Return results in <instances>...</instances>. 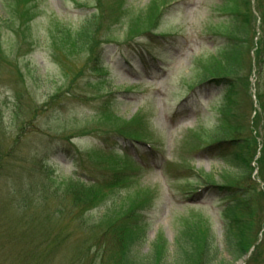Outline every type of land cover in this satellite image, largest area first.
I'll use <instances>...</instances> for the list:
<instances>
[{"label": "rangeland", "instance_id": "obj_1", "mask_svg": "<svg viewBox=\"0 0 264 264\" xmlns=\"http://www.w3.org/2000/svg\"><path fill=\"white\" fill-rule=\"evenodd\" d=\"M242 1L102 0L103 8L94 18L104 26L96 38L99 42L113 39L118 43L102 42L103 53L91 63L90 45H74V38L95 13L97 0H0V148L12 151L5 160L8 167L0 176V264L13 263L17 251L24 246L12 245V234L28 228L24 224L33 209L44 203L43 186L51 185L47 193L56 196L58 185L60 190L64 188L62 181L76 182L85 176L103 179L109 177L111 167L132 169L131 160L143 168L131 171L134 175L130 182L97 192L98 197H104L93 210L83 214L76 211L81 216L73 223L66 217L68 214L62 218L53 215L47 228L52 233L62 229L63 235L69 237L60 242L44 264H82L81 258H74L82 230L101 219L105 221L110 216L108 212H115L117 206L123 211L145 206L140 210L139 225L127 232L140 235L133 247L139 255L148 253L158 238L165 239L172 248L188 223L208 227L217 241L223 239L220 200L205 189L199 177L212 176L218 183L238 186H247L248 182L229 161L227 149L218 152L202 148L199 141L210 142L209 135L223 124L219 112L224 101L221 90L195 84L200 75L207 74L214 60L222 58L224 45L231 41L232 13L241 11L248 20V9L252 8L254 28L258 29L260 21L264 26L255 0H250L249 5ZM259 4L264 12V0ZM156 8L161 9V17L153 27L154 36L138 38L133 47L125 46L122 41L128 31L148 28ZM115 17L117 23L113 22ZM253 32L250 27L249 45L260 34L256 31L253 40ZM261 45L263 62L258 64L252 55L255 46L250 57L244 56V71L250 63L252 66L250 89L237 97L246 116L250 113V99L257 112L261 111L255 126L244 123L240 131L243 137L256 135L259 143L264 140V109H259V103L264 104V40ZM132 50L145 53L140 56L142 63ZM49 99L60 100L47 108L43 102ZM105 110L122 120L139 117L147 124L157 150L152 161L141 158L136 147L120 140L111 144L114 151L129 156L107 161V168L98 148L99 132L95 131L102 127L98 121L108 123ZM251 127L255 130L250 132ZM85 128L93 130L77 136ZM68 134L74 135L70 143L79 149V155L62 139ZM137 148L146 150L144 146ZM102 149L106 152L103 146ZM258 169L257 165L252 174L258 191V203L252 209L263 219L264 163L260 172ZM191 188L195 189L190 192ZM263 231L264 226L257 234L258 241ZM262 253L258 255L260 264H264ZM229 257L223 251L220 259L229 262ZM245 261L239 258L231 264ZM101 262L98 256L96 264Z\"/></svg>", "mask_w": 264, "mask_h": 264}, {"label": "trees", "instance_id": "obj_2", "mask_svg": "<svg viewBox=\"0 0 264 264\" xmlns=\"http://www.w3.org/2000/svg\"><path fill=\"white\" fill-rule=\"evenodd\" d=\"M255 2L262 18H264V12L262 11V6L259 4V0H255ZM242 3L249 5L250 0H243ZM102 8V0H97L95 13L88 18L84 29L82 28V31L74 38V45L79 42L84 46L85 44L90 45L88 49L90 50L89 60L91 63L97 62L99 60L97 58L103 53L102 42L106 44H110L111 42L118 43L117 40L113 39L99 42L98 38H96L99 29H102L104 25L99 20L96 22L94 17ZM251 9H248V20H246L245 14L241 11L237 10L232 13V37L229 36V41L230 39L231 41L224 45L222 58L214 60L210 64L207 74L200 75L197 84H195L197 86H209L221 90L224 101L222 103L224 105L219 112V115H221L219 121L223 122V124L220 123L221 125L218 126L217 131L209 135L210 142L204 143L199 141L202 144V148L216 149L218 152H224L222 150L227 149V155L231 158H228L229 161L233 162L234 167L240 173V177H243L248 182L247 186H238L237 184L218 183L212 176L202 175L199 177L205 189L220 200L218 212L224 219V224L222 225L224 229L223 239L217 241L210 234L208 227L200 226L197 223H188L186 229L179 233L172 248H168L165 239L158 238L148 253L139 255L135 250L133 252V247L140 235H133L127 232L128 229L139 225L137 221L142 215L140 210L145 208V206L143 204L137 205L126 211L117 206L115 207V212H113L114 210L111 211L113 213L108 212L110 216L105 221L101 219V221H96L92 225H86L87 228L82 230V236L76 242V253L74 254L75 259L76 257L81 258L82 264H96L98 256L103 260L101 264H231L232 261H237L239 258L243 259L248 253L249 255L246 257L245 264H260L258 255L260 257V254L263 252L262 241H264V231L260 235L259 241L257 234H259V231L264 226V218L262 219V216H258L257 211L253 213V209L255 208L252 205L258 203V198L256 197L258 191L254 185L256 183L253 180L252 174H254L257 165L260 172L264 163V140L261 143L257 142L256 135L243 137L240 135V131L245 128L244 123L248 125V122H251L255 126L254 122L257 119L259 120L262 114L260 113L261 111L257 112L250 99V113L249 117L246 116L244 109H242L241 100L237 99L238 95L240 97V94L244 95L243 92L250 89L249 74L252 71V66L250 63L246 67L248 70L244 71V56L250 57L251 50L255 46L252 55L257 57L258 64L263 62L260 50L262 49L261 44L264 40V26H261L260 21L258 29L254 28V23L252 25L251 20L254 22L255 17ZM160 17L161 9L156 8L150 19V26L141 32L136 29H130L125 36L127 39L125 38L122 42L125 46L133 47L138 43V38H150V35L154 36L152 30ZM117 19L118 17H115L113 22L117 23ZM249 25L254 31L253 40L256 37V31L259 30L260 33L257 40L255 42L252 41L251 45L248 44L247 40ZM155 36L161 37V39L167 38V35L156 34ZM132 51L140 63H142V57L140 56H145V53L142 52L140 54L137 50ZM99 69L100 67L96 68V70ZM255 72L259 74V70ZM255 86L257 89L258 82H256ZM241 90L243 91L241 92ZM258 97L261 98L259 93ZM59 100L49 99L43 103L48 108L55 103L58 104ZM230 106L235 107L230 109ZM260 108L264 109V104L261 102L259 103ZM233 110H236V112ZM103 112L108 123L98 121V123L102 124V127L95 129V131L99 132L97 134L98 148H100V152H103L101 153V159L106 164L107 161L114 162L115 157L126 158V156H129L127 153H117L114 151L111 144L120 140L136 147L137 154H140L141 158L143 156L148 161L153 160L155 151L157 150L154 149L150 133L148 134L147 124L142 119L138 117L132 120H122L109 110ZM251 113H254L252 117ZM234 118L236 122L232 123V119ZM252 127L250 132L255 130ZM91 130L93 129H82L77 136L88 135L92 132ZM72 137L74 135L68 134L67 136H63L62 139L70 143V138ZM201 144L197 147L201 148ZM70 145L74 153L79 155V149L73 143H70ZM102 146L106 149V152L103 151ZM137 146H144L146 150L142 151ZM7 147L14 150L12 145H8ZM11 153L12 151H3L0 148V176L6 166L8 167V162H5V160L11 157ZM108 156L110 159H108ZM124 162L127 163V161ZM129 163L133 166L132 169L122 168L113 170L107 164V168L111 169V173L109 177L103 179H91L85 176L84 180L78 178L77 183L70 179L62 181L64 188L60 190V186L58 185L56 189L58 194L56 196L51 195L50 191L49 195L47 193L51 185L43 186L44 203L41 206L37 205L36 209L34 208L35 210L33 209V215L24 224L28 228H21L12 234V239L15 240L12 242L14 243L12 245L19 246L21 243H24V246H21L17 251V256L11 264H44L47 258L54 254L55 248L60 246V242L66 240V236L69 237L68 234L63 235L62 229L61 231L52 233V229L47 228V223L51 222L55 215H59L62 218L64 214H68L69 216L66 217L73 223L75 219H79L81 216L76 211L83 214L84 211L93 210V208L103 201L104 197H98L97 192L100 193L105 188L118 186L122 182H130V178L134 175L131 171H138L143 168L141 163H134L132 160ZM86 178L88 179L86 180ZM52 182L54 183L53 179H51ZM194 189L191 188L190 192ZM49 212L50 214H48ZM40 216H43L42 220L39 219ZM72 217L73 220L71 219ZM223 251H226L230 255L229 258L231 260L229 262H223L220 259ZM106 252H108L107 257Z\"/></svg>", "mask_w": 264, "mask_h": 264}]
</instances>
